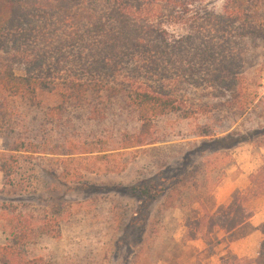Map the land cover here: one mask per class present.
Here are the masks:
<instances>
[{
  "label": "trees",
  "instance_id": "trees-1",
  "mask_svg": "<svg viewBox=\"0 0 264 264\" xmlns=\"http://www.w3.org/2000/svg\"><path fill=\"white\" fill-rule=\"evenodd\" d=\"M212 1L0 0V136L12 140L0 152V173L11 176L21 154L100 160L154 145L157 121L189 119L207 109L181 103V70L188 78L200 65V80H216L210 67L224 68L220 52L233 36L264 33V0H223L220 12L208 7ZM43 95L55 101L44 103ZM196 135L210 137L193 143L201 151L240 143L264 147V123L242 136L230 131L219 137L214 128ZM250 183L228 206L205 211L193 238L230 234L246 223L253 216L247 204L264 196V164ZM12 227L0 264H50L27 258L25 234ZM260 230L257 258L231 264H264V224Z\"/></svg>",
  "mask_w": 264,
  "mask_h": 264
},
{
  "label": "rangeland",
  "instance_id": "rangeland-1",
  "mask_svg": "<svg viewBox=\"0 0 264 264\" xmlns=\"http://www.w3.org/2000/svg\"><path fill=\"white\" fill-rule=\"evenodd\" d=\"M222 6L223 0L208 3L216 12ZM184 28L177 32L184 35ZM220 55L224 68L210 67L216 80H200V65L188 78L181 70V103L209 107L189 119L157 121L154 145L100 160L18 155L12 175L0 173V248L11 244L14 224L25 234L27 258L50 264H231L236 257L227 253L228 238L222 246L219 230L193 238L195 221L221 208L216 195L228 182L243 173L250 180L262 168L264 147L201 151L193 143L210 140L198 137V129L242 136L264 123V33L236 34ZM11 145L0 136V152Z\"/></svg>",
  "mask_w": 264,
  "mask_h": 264
},
{
  "label": "crops",
  "instance_id": "crops-1",
  "mask_svg": "<svg viewBox=\"0 0 264 264\" xmlns=\"http://www.w3.org/2000/svg\"><path fill=\"white\" fill-rule=\"evenodd\" d=\"M250 187V180L245 173L235 181L228 182L216 195L218 207L228 206L232 202L234 193L237 190H248ZM247 206L252 210L253 216L246 223L230 234L220 231L222 236L217 244L218 246H222L221 242L228 238L227 253H229L230 257L255 259L259 254L260 245L263 240L260 227L264 224V196L253 198ZM197 242L199 243L200 241L198 240Z\"/></svg>",
  "mask_w": 264,
  "mask_h": 264
}]
</instances>
